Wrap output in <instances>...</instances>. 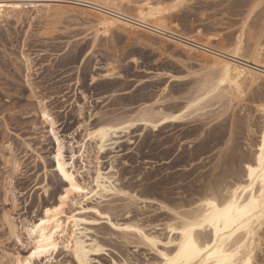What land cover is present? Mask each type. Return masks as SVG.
<instances>
[{
    "label": "rangeland",
    "instance_id": "rangeland-1",
    "mask_svg": "<svg viewBox=\"0 0 264 264\" xmlns=\"http://www.w3.org/2000/svg\"><path fill=\"white\" fill-rule=\"evenodd\" d=\"M0 1L11 5L0 18V264L27 253L22 224L63 189L52 175L56 142L42 120V103L54 114L64 159L71 162L74 154L80 182L94 186L99 170L126 192L68 207L88 220L80 225L83 239L104 247L89 263L159 261L156 248L165 246L169 225L179 224L204 196L224 198L232 183L244 180V163L256 153L262 130L264 70L249 67L260 74L257 82L206 102L181 123L118 133L124 160L118 169L104 167L113 149L98 154L87 132L144 108L177 112L215 77L213 62H231L226 53L239 39L245 60L254 50L264 59V0ZM143 3L157 7L150 20L140 12ZM142 19L178 39L136 24ZM103 73L121 77L92 82ZM49 182L54 195L44 192ZM91 207L108 212L113 222L137 224L161 242L155 248L137 233H124ZM259 238L254 264H264V224ZM51 264L75 262L60 248Z\"/></svg>",
    "mask_w": 264,
    "mask_h": 264
},
{
    "label": "bare ground",
    "instance_id": "bare-ground-1",
    "mask_svg": "<svg viewBox=\"0 0 264 264\" xmlns=\"http://www.w3.org/2000/svg\"><path fill=\"white\" fill-rule=\"evenodd\" d=\"M9 4V2L0 1V18L8 15L7 12L11 6ZM14 6L18 7V4ZM139 9L141 14L149 20L157 12V7L149 3H143ZM135 22L164 32L170 37H177L143 19ZM125 26L133 28L128 23ZM187 43L192 48L197 47L192 41H187ZM235 43L234 49L226 53L231 62H213L212 68L215 69V77L202 82L198 93L188 99L177 112L165 113L162 110L144 108L135 117L120 120V122L109 121V123L101 124L88 131V139L95 143L97 153L100 154L101 146L114 139L118 133H128L130 129L138 126L144 129L157 130L167 124L181 123L193 111L203 109L206 102L212 99L220 100L239 89L246 82L248 84L257 82L260 74H256L249 67L264 70V59L260 58L258 50H254L251 53V59L245 60L242 57L241 39ZM132 61L137 62L136 59ZM93 77H91L92 80ZM95 77V81H97L121 76L103 73ZM45 110L47 109L41 110V117L44 122L43 112ZM259 110L263 114L260 140L254 156L246 159L244 163V180L232 183L227 191V196L224 198L218 199L219 197L214 195L204 196L194 211L180 216L179 224L169 225L170 236L164 242L163 248H156L157 243L161 241L156 236L144 232L137 224L113 222L108 212L101 211L98 207H91V209L103 216L108 223L117 229L124 233H137L141 239L155 247L159 261L153 264H254L255 251L259 245L258 239L261 238H259V230L264 224V102L259 106ZM48 125L52 133L51 124ZM126 125H130L131 128L124 132L123 128ZM91 133L95 135L89 138ZM60 148L61 159L55 161L53 157L52 165L59 179L60 176L64 178L63 180L60 179L64 183L61 190L64 193L63 199L57 197L53 204L44 206L35 219L26 220V223L22 224V230L26 235L27 253L25 255L16 254L10 264H18V259H25L28 253L33 250L39 253L34 261L39 260L44 264H51L56 259L60 248L69 252L75 264H90L89 256L99 254L104 250L103 245L95 239L89 243L83 239L80 225L81 222L88 220L71 214L67 211L68 207L74 204L81 205V202L77 201L78 199L87 202L103 198L109 192L124 194L126 192L113 184L111 176L102 174L99 170L93 180L94 186L89 187L85 181L80 182L76 176L78 172L74 165V154L72 161L67 162L64 159L62 143ZM55 167L60 169V173L56 171ZM65 180L68 181V184L64 182ZM8 225L10 231L15 234V227L12 223L8 221ZM87 229L84 228V230ZM34 261L30 264H33ZM122 264L128 263L123 262Z\"/></svg>",
    "mask_w": 264,
    "mask_h": 264
},
{
    "label": "snow or ice",
    "instance_id": "snow-or-ice-1",
    "mask_svg": "<svg viewBox=\"0 0 264 264\" xmlns=\"http://www.w3.org/2000/svg\"><path fill=\"white\" fill-rule=\"evenodd\" d=\"M95 80H96V77H95V74H94V77H93V80L92 82L95 83ZM43 99V98H41ZM42 109L45 108V105L42 103L41 105ZM43 115H44V120H45V123H48V124H51V127L53 129L51 135L56 139V151H55V155H54V159L55 161H58L61 159V148H60V145H61V141L59 139V135H58V132L55 130L57 128V123H56V120L53 118L54 117V114L48 112L47 110H45L43 112ZM131 128L130 125H126L124 126L123 128V131L124 132H127L129 129ZM141 135H143V133H140ZM93 135H95L94 133H91L89 135V138H91ZM129 144H132L133 141L131 139H129L127 141ZM121 141H120V136L117 134L115 136V139H112V140H109V142L105 145H102L101 148H100V153H105V149L109 146H111V148L113 149V155L109 157L108 159V162L106 164H104V167H107L108 164H112L114 168H119L123 165L124 163V160H121L119 159V157H122L123 156V152L120 150L119 148V145H120ZM107 155V153H105ZM98 163H100V158H99V161ZM56 171L58 173H60V169L59 168H56ZM47 174V173H46ZM53 176H56V172H53L52 173ZM62 178V180L64 179L63 176H60V179ZM64 182H66L68 184V181L65 180ZM49 183H46L43 188H44V192L45 194L47 195H54V192L52 191V187L49 188ZM63 192H60L59 196H58V199H63ZM39 253L35 250L31 251L28 253V256L25 258V259H18V264H30V262L34 261L35 257L38 255ZM43 259V257H42Z\"/></svg>",
    "mask_w": 264,
    "mask_h": 264
}]
</instances>
